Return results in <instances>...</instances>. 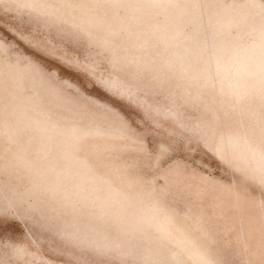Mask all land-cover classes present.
<instances>
[{"label": "rangeland", "instance_id": "obj_1", "mask_svg": "<svg viewBox=\"0 0 264 264\" xmlns=\"http://www.w3.org/2000/svg\"><path fill=\"white\" fill-rule=\"evenodd\" d=\"M0 264H264V0H0Z\"/></svg>", "mask_w": 264, "mask_h": 264}]
</instances>
